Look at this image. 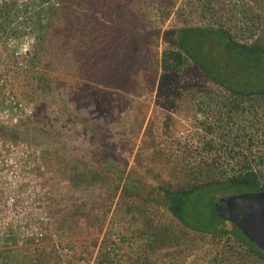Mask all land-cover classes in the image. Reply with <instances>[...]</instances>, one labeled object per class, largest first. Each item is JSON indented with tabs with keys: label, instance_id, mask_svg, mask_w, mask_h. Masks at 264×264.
Wrapping results in <instances>:
<instances>
[{
	"label": "rangeland",
	"instance_id": "obj_1",
	"mask_svg": "<svg viewBox=\"0 0 264 264\" xmlns=\"http://www.w3.org/2000/svg\"><path fill=\"white\" fill-rule=\"evenodd\" d=\"M62 3L51 56L40 67L38 78L29 74L28 53L34 39L24 26L19 36L9 39L15 62L0 60V113L7 108L11 111V116L0 119V148L7 150L6 143H13L6 156L2 149L0 158L12 159L14 170L18 169L21 145L28 143L29 189L24 200H28L30 214L42 207L40 212L48 217L39 235L0 250V264H207V249L221 248H214L212 241L206 244L207 239L183 235L177 247L147 245L151 225L164 227L172 215L162 207L138 205L131 184L138 175L149 185H158L161 179L185 180L180 168L176 172L169 169L170 161L182 163L180 152L176 151L177 157L169 153L177 138L188 139L192 126L184 112L169 118L168 108L159 101L156 75L163 51L175 45L171 37L176 28L219 21L244 40L253 15L237 0ZM118 11L134 24L130 37L112 36L121 23ZM85 21L91 22L90 58L73 61L79 24ZM104 33L106 43L101 44ZM110 39L116 44L112 48ZM27 43L28 53L20 55ZM192 70L188 75L197 80V72ZM137 85L141 96L131 92ZM102 138L107 145L112 143L127 174L133 175L118 188L105 182L89 184L87 176L77 174L78 168L85 173L97 164L95 151L104 146ZM152 153L163 163L149 168ZM19 207L16 202L13 208ZM212 224L237 231L232 222L218 217ZM214 239L226 244L219 236ZM169 252L177 256L170 258Z\"/></svg>",
	"mask_w": 264,
	"mask_h": 264
},
{
	"label": "trees",
	"instance_id": "obj_2",
	"mask_svg": "<svg viewBox=\"0 0 264 264\" xmlns=\"http://www.w3.org/2000/svg\"><path fill=\"white\" fill-rule=\"evenodd\" d=\"M63 1H77L78 4L100 0H0V60L15 62L9 39L19 36L18 31L24 26L34 39L32 51L28 53L31 55L29 74L38 78L42 74L40 67L51 56L52 34L58 28ZM206 8L204 6L203 10ZM118 16H122V11H118ZM120 21V27L112 36L117 38L127 34L130 37L133 22L123 16ZM90 25V21L79 24L78 42L71 53L73 61L90 58L87 53L91 45ZM174 34V47L166 48L156 64L157 90L159 101L169 110V118L184 112L192 133L188 139L177 138L172 142L170 150L174 149L169 156L177 157L176 151H179L182 163L174 165L170 161L169 169L176 172L180 168L186 186L177 190L163 187L170 210L163 208L174 213L192 231L169 221L164 227L151 225L147 245L160 249L177 247L183 242L184 235L190 239H207L206 244L212 241L214 248L216 245L221 247V250L207 249V264H264V249L250 240L235 223L228 220L237 231L212 224L214 217L225 220L216 210V202L221 197L264 190V41L242 42L219 21L184 24ZM105 37L104 33L101 44L106 43ZM114 45L110 39L109 46ZM191 69L197 72V80L188 75ZM135 88L131 92L141 96L139 85ZM130 98L135 101L134 97ZM2 105L0 103V107ZM102 140L104 146L95 151L97 164L86 171L88 174L80 168L77 174L87 176L85 180L89 179V184L105 182L118 188L122 181L128 183L133 175L127 174L112 143L107 145L104 138ZM142 155H137L139 160ZM148 158L153 164L149 168L163 163L156 153ZM148 158L143 156L144 160ZM217 236L226 244L215 242ZM239 247H248L250 252L247 250L244 255ZM169 256L177 255L169 252Z\"/></svg>",
	"mask_w": 264,
	"mask_h": 264
},
{
	"label": "built area",
	"instance_id": "obj_3",
	"mask_svg": "<svg viewBox=\"0 0 264 264\" xmlns=\"http://www.w3.org/2000/svg\"><path fill=\"white\" fill-rule=\"evenodd\" d=\"M29 50L28 43L24 47L23 52H19L20 55L27 54ZM7 108V107H5ZM4 108V109H5ZM3 109V110H4ZM9 112V113H8ZM11 116L9 108L0 113V119H6ZM14 120V119H12ZM13 143H6V147L3 149L6 156V152H9ZM24 146V147H23ZM22 157L19 161H16L18 169L14 170V161L9 158H0V250L8 248L9 245L22 244L27 239L34 238L40 234L41 225L46 222L48 217L44 213L42 207H36L34 212L30 214L28 207V194L25 192L29 182V164H30V151L28 143L21 145ZM2 149L0 148V156ZM14 176L16 179H14ZM21 188V195H19V189ZM20 198L16 201V198ZM15 202V204H14ZM16 202L20 206L14 210ZM39 203V202H38ZM17 213L18 215H15Z\"/></svg>",
	"mask_w": 264,
	"mask_h": 264
},
{
	"label": "flooded vegetation",
	"instance_id": "obj_4",
	"mask_svg": "<svg viewBox=\"0 0 264 264\" xmlns=\"http://www.w3.org/2000/svg\"><path fill=\"white\" fill-rule=\"evenodd\" d=\"M240 1L241 4H245L246 10L253 15V21L250 20L247 22L249 24L248 29H251L249 35L246 39H242L238 37L242 42H256V41H264V0H237ZM189 24V23H187ZM183 25H180L176 28L178 30ZM175 30V31H176ZM174 31V33H175ZM233 35V31H231ZM172 40L175 41V34H172ZM186 186V182L180 179H171L168 180L161 179L158 182V185H149L147 182L142 178L141 175L135 176L132 180L131 188L134 190V196H136L137 204L144 207L145 205L151 204L154 207H165L170 210V203L165 200L164 196V189L163 187H169L171 190L183 189ZM264 191V190H261ZM244 192H260V191H244ZM242 193V192H239ZM235 194V193H234ZM169 205V207H168ZM171 216L170 223L178 225L182 229L186 231H192L190 227L181 223L179 218L169 211ZM234 223V222H233ZM243 232V231H242ZM239 245H243L240 242H237ZM248 248V247H247ZM245 247H239L240 250L245 252L248 250ZM249 251V250H248ZM250 252V251H249ZM253 256H257L254 253Z\"/></svg>",
	"mask_w": 264,
	"mask_h": 264
},
{
	"label": "water",
	"instance_id": "obj_5",
	"mask_svg": "<svg viewBox=\"0 0 264 264\" xmlns=\"http://www.w3.org/2000/svg\"><path fill=\"white\" fill-rule=\"evenodd\" d=\"M216 210L264 249V191L225 195L217 200Z\"/></svg>",
	"mask_w": 264,
	"mask_h": 264
}]
</instances>
